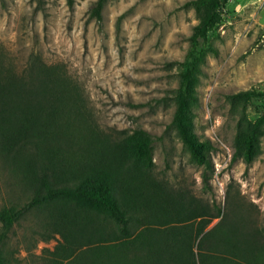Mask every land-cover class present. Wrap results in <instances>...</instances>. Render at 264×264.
I'll return each mask as SVG.
<instances>
[{"label":"trees","instance_id":"obj_1","mask_svg":"<svg viewBox=\"0 0 264 264\" xmlns=\"http://www.w3.org/2000/svg\"><path fill=\"white\" fill-rule=\"evenodd\" d=\"M32 1L39 10L45 0ZM229 1L184 4L198 21L177 64L172 124L190 162L203 166L204 182L213 172V147L194 133L191 111L200 68L214 53L210 35ZM106 2L96 0L90 17L99 22ZM260 96L251 88L227 101L244 105ZM263 127L264 111L236 135L232 162L253 161ZM152 143L139 128L100 132L62 66L32 55L17 70L0 48V167L27 195L21 204L0 206V264H16L6 242L14 225L35 211L46 216L42 241L60 238L48 264H264V231L249 218L220 209L212 215L173 193L153 175ZM215 218L220 221L206 231Z\"/></svg>","mask_w":264,"mask_h":264},{"label":"rangeland","instance_id":"obj_2","mask_svg":"<svg viewBox=\"0 0 264 264\" xmlns=\"http://www.w3.org/2000/svg\"><path fill=\"white\" fill-rule=\"evenodd\" d=\"M187 1L107 0L98 22L90 17L96 0H73L71 6L45 0L39 10L32 0H0V48L17 70L32 55L62 66L100 132L146 131L153 142V175L173 193L197 200L212 215L220 209L230 218H249L264 231V127L253 161H231L236 135L263 113L264 96L244 105L227 101L251 88L264 92V0L229 1L210 35L214 53L200 68L191 111L194 133L213 147L207 182L172 124L177 64L198 21ZM26 199L0 167V206ZM219 221L212 219L206 231ZM45 227L39 211L14 225L5 249L16 264L49 263L60 238L43 242Z\"/></svg>","mask_w":264,"mask_h":264}]
</instances>
